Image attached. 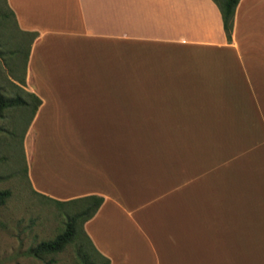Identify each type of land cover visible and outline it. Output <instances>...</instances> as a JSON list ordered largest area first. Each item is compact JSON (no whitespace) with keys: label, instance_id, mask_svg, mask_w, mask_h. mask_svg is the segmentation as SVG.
<instances>
[{"label":"crops","instance_id":"1","mask_svg":"<svg viewBox=\"0 0 264 264\" xmlns=\"http://www.w3.org/2000/svg\"><path fill=\"white\" fill-rule=\"evenodd\" d=\"M5 1L36 33L31 191L100 196L83 230L109 264H264V0L228 40L212 0Z\"/></svg>","mask_w":264,"mask_h":264},{"label":"rangeland","instance_id":"2","mask_svg":"<svg viewBox=\"0 0 264 264\" xmlns=\"http://www.w3.org/2000/svg\"><path fill=\"white\" fill-rule=\"evenodd\" d=\"M27 38L16 28L6 1L0 0V90L6 95L14 92L10 81L17 84L15 79L25 71ZM16 42L21 51L17 56L11 54ZM30 120L31 108L28 106H13L0 112V190L9 191V196L0 205V264H82L72 243L55 253L38 256L31 253V248L37 243L50 240L62 231L67 206H57L53 201L33 193L28 185L24 142ZM33 135L39 140L41 137L49 138L39 123L33 128L28 141ZM84 137L87 141L89 135ZM77 233L84 249L92 252L80 228H77Z\"/></svg>","mask_w":264,"mask_h":264},{"label":"trees","instance_id":"3","mask_svg":"<svg viewBox=\"0 0 264 264\" xmlns=\"http://www.w3.org/2000/svg\"><path fill=\"white\" fill-rule=\"evenodd\" d=\"M219 9L223 30L227 40L230 38V32L232 27V17L235 6L238 0H213ZM9 9V8H8ZM11 15L13 13L9 9ZM4 17V14L1 15ZM16 26V24H15ZM28 36L27 38V50L24 52L25 61L28 55L29 46L32 40L35 38V32H22ZM13 55L17 56L20 54V46L16 42L13 44ZM0 56H2V51L0 50ZM25 67V64H24ZM24 72L21 73V77L15 79L17 84L10 81L11 87L14 92L11 95H6L2 90H0V112L9 107L22 106L31 108V118L40 103L39 98L31 92L24 90L21 86L24 85L23 80ZM9 196V191L7 189L0 190V205H2L5 199ZM57 206H67L65 208L66 218L63 223V229L61 232L57 233L52 239L40 241L33 248H31V253L35 256L41 255L43 253H55L61 251L66 244L72 243L75 247V252L78 258L81 260L82 264H109V260L99 254L95 248L92 246L89 238L83 230V223L91 218L93 214L98 209L102 202V198L96 195H88L80 198H75L67 201L52 200ZM77 228H80L82 236L86 239L92 248V252H88L84 249L82 242H80V236L77 233Z\"/></svg>","mask_w":264,"mask_h":264}]
</instances>
